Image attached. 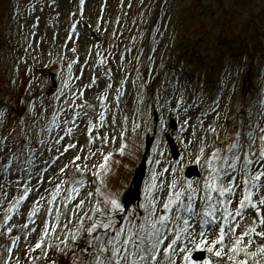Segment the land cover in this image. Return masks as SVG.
I'll list each match as a JSON object with an SVG mask.
<instances>
[{"label":"rangeland","instance_id":"374dc122","mask_svg":"<svg viewBox=\"0 0 264 264\" xmlns=\"http://www.w3.org/2000/svg\"><path fill=\"white\" fill-rule=\"evenodd\" d=\"M73 24L76 25L74 32ZM72 48L76 49L75 53ZM77 57L79 62L69 69L68 64ZM101 57L106 58L103 65L99 63ZM108 69L111 72L106 75ZM108 84L112 85L111 89L107 88ZM117 89L123 93L118 102ZM181 92L186 105H196L188 113L175 108L173 96L179 97ZM105 93L108 99L104 104L111 111H105L96 99ZM75 97H79L75 99L76 104L86 100L93 105L91 109L85 108L98 127L93 135L108 138L104 143L97 139L91 150L112 153L110 173L104 179L107 190L118 193L120 201L132 183L138 164L145 158L147 171L139 198L125 208L128 214L134 211L142 214L138 205L145 201L153 173L159 174L161 180L182 181L186 179L185 169L197 166L193 149L187 143L194 139L192 129L181 128L184 119L190 118V125L197 124L201 112L214 98L220 99L218 120L215 114H210L205 118V127L222 125L219 139H210L208 143L226 147L233 121H246L249 112L255 116L256 102L264 99V0H84L83 5L80 0H0V111L7 114L4 126L0 127V138L7 136L6 144L15 142L19 146L25 140L24 134L31 137L33 147L38 150L33 163L36 168H44L43 161L50 154L47 146L42 147L35 141L37 138L54 139L59 129L46 135L41 128L49 126L53 109H67L66 102ZM164 98L169 100L168 104H164ZM44 109H48L47 113ZM102 111L106 119L99 127L98 114ZM42 113L46 119L39 118ZM154 114L158 118L156 122ZM171 120L177 124L175 131L170 129ZM133 123L139 125L135 131ZM77 124L79 127L65 124L61 127H73L72 142L84 151L77 153L71 149L58 161L61 166L68 164L74 155H89V148L85 147L89 140L88 118L77 120ZM165 134L173 136L180 150L179 166H176L177 160L170 157ZM122 143L127 144L123 155L119 151ZM212 150L213 147H209L208 152ZM102 160L97 153L87 161L78 162L89 165L83 193L94 191L98 186L91 175V166ZM5 162L6 158L0 159V166ZM170 166L176 167L175 175L164 172ZM25 167L35 172L31 166ZM55 167L52 165L44 174L48 179L56 174ZM197 167L200 175L192 181L202 180L205 175V170ZM25 175L16 170L14 162L7 174L0 172V184L5 185L4 191L16 197L19 193L14 182ZM58 182L32 179L39 191L30 193L29 200L22 203L18 211L10 213L13 219L6 225V208L0 207V233H3L0 235V264H5L9 255L6 249L11 246V238L17 236L20 239L13 247L11 264H52L53 261L74 264L73 251L60 252L53 248L46 261L32 259L41 254L39 250L29 252L30 245L34 246L39 239L44 217L34 218L35 224H32L27 211L34 199L48 198L49 191ZM3 199L0 196V201ZM23 224L28 227L22 229ZM7 227L13 228L12 233L7 232ZM33 227L37 228L34 233L31 232ZM85 240L86 237L77 241V255L85 246ZM52 242L58 243L55 239ZM249 251H255V246ZM207 257L212 264H229L227 256L218 259L207 252ZM248 264L255 261L249 257Z\"/></svg>","mask_w":264,"mask_h":264},{"label":"snow or ice","instance_id":"6c2138e0","mask_svg":"<svg viewBox=\"0 0 264 264\" xmlns=\"http://www.w3.org/2000/svg\"><path fill=\"white\" fill-rule=\"evenodd\" d=\"M80 2L83 5L84 0ZM75 27L73 24V32ZM68 39L71 40L72 36ZM71 51L75 53L76 49L72 48ZM96 55L100 56V53L97 52ZM78 62L77 57L68 64V68L71 69L73 64ZM99 63L105 64L106 58L101 57ZM110 72L111 69H108L105 74ZM92 83H95V77ZM123 83L122 80L121 84ZM107 88L111 89L112 85L108 84ZM176 91L173 90L174 94ZM60 95H63V91ZM83 95L81 92L80 96ZM122 95L117 89V102ZM75 99L79 97L66 102L69 105L67 109H53L48 121L49 126H42L41 132L46 135H50L53 129L60 130L54 139L50 141L37 138L35 141L42 147L47 146V152L50 154L49 158L43 161L44 168H36L33 163L38 150L33 147L31 137L24 134L25 140L19 146L15 142L6 144L7 136L0 138V159L6 158V162L0 166V172L7 174L15 162L16 170L26 174L21 180L14 182L19 193L16 197L4 191L5 185L0 184V196L4 198L0 201V207L6 208L5 225L13 219L10 213L18 211L21 204L29 200L30 193L39 191L32 179L40 178L47 183L59 181L49 191L48 198L41 196L34 199L31 209L27 211V218L32 224H35L34 218H40L41 215L44 217L39 239L29 248L30 253H36L37 250L41 253L39 256H32L33 260L46 261L48 252L55 248L60 252L73 251L74 264H212L211 260L198 261L195 256L197 251H207L218 259L227 256L229 264H248L249 257L255 264H261L264 259V126H261V121H264V99L256 102L258 107L255 116L249 112L246 121H233L226 147L208 143L210 139H219L222 125L219 128L214 124L205 127V118L210 114H215L218 120L220 99L214 98L208 108L201 112L197 124L190 125V118L184 119L181 128L183 130L188 126L192 129L194 139L187 143L193 149L196 165L205 170V175L202 180L197 181H165L159 178V174L153 173L151 183L146 189L145 201L138 205V208L143 210L142 214L135 211L128 214L119 194L107 190L104 178L110 173L109 161L112 153L104 154L100 149L93 151L91 145L95 144L97 139L104 143L108 138L93 135L98 132V127L85 111V108L91 109L93 105L86 100L76 104ZM96 99L101 102L105 111H111L104 104L108 99L107 93ZM173 99L176 100L175 108H182L185 113L196 107L195 104L186 105L182 92L179 97L174 95ZM140 101L143 102V95ZM168 103L169 100L164 98V104ZM47 111L48 109L43 110L44 113ZM39 118L46 119L43 113ZM84 118H88L89 140L85 147L89 148V155H74L68 164L61 166L58 161L71 149H75L77 153L84 151V148L72 142L73 127L65 129L61 125L79 127L77 120L83 121ZM98 119L99 127H102L106 119L104 111L98 114ZM127 119L124 117L125 121ZM6 120V111H0V127L4 126ZM112 122H115V117ZM137 127L139 125L133 123V131ZM112 139L115 140L114 137ZM209 147H213L211 152H208ZM126 148L127 144L122 143L119 150L121 155L125 153ZM97 153L103 160L98 165L91 166V175L98 186L94 191L83 193L82 190L87 187L89 165L78 162L87 161ZM180 163L181 160H177L176 166ZM26 165L35 169V172L30 171ZM52 165L56 166L53 168L56 174L52 179H48L44 174ZM164 172L175 175L176 167L165 168ZM24 180H27V183ZM69 225L75 227L70 228ZM20 227L24 229L28 225L23 224ZM12 231V227H7L9 234ZM36 231V227L31 229L33 233ZM84 237L85 246L77 255V241ZM19 239L18 236L11 238V246L6 249L9 255L5 264H11L13 247ZM53 239L58 243H53ZM253 246L255 251H249ZM52 264H55V261Z\"/></svg>","mask_w":264,"mask_h":264},{"label":"water","instance_id":"95a60500","mask_svg":"<svg viewBox=\"0 0 264 264\" xmlns=\"http://www.w3.org/2000/svg\"><path fill=\"white\" fill-rule=\"evenodd\" d=\"M175 123L172 122V128L175 129ZM167 138V141L169 143V148L171 150V154H172V157L173 159H176L178 158L179 156V152H178V149L176 148V146L174 145V142H173V139H171L169 136H166ZM145 170H146V166H145V161L143 160L136 172V175H137V185H136V188H139V186L141 185V182L145 176ZM186 176L188 178H191L193 176H198V172H197V169L195 167H191L187 170L186 172ZM131 197H132V191H128L125 193V196H124V203L126 205H129L130 202H131ZM204 255L201 253L197 256L198 259H203Z\"/></svg>","mask_w":264,"mask_h":264}]
</instances>
